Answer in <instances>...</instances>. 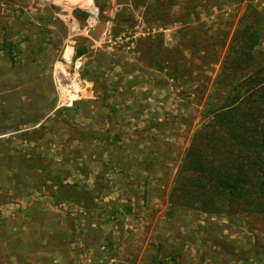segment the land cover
Here are the masks:
<instances>
[{
    "label": "rangeland",
    "instance_id": "obj_1",
    "mask_svg": "<svg viewBox=\"0 0 264 264\" xmlns=\"http://www.w3.org/2000/svg\"><path fill=\"white\" fill-rule=\"evenodd\" d=\"M158 1L106 0L96 40L100 0H0V264H264V216L168 201L249 0Z\"/></svg>",
    "mask_w": 264,
    "mask_h": 264
},
{
    "label": "trees",
    "instance_id": "obj_2",
    "mask_svg": "<svg viewBox=\"0 0 264 264\" xmlns=\"http://www.w3.org/2000/svg\"><path fill=\"white\" fill-rule=\"evenodd\" d=\"M263 30V12L249 0L169 190L172 210L264 216V52L258 47ZM161 50L168 49L161 44Z\"/></svg>",
    "mask_w": 264,
    "mask_h": 264
},
{
    "label": "crops",
    "instance_id": "obj_3",
    "mask_svg": "<svg viewBox=\"0 0 264 264\" xmlns=\"http://www.w3.org/2000/svg\"><path fill=\"white\" fill-rule=\"evenodd\" d=\"M168 30H170L171 31V29H160L159 31L160 32H162V33H165L166 31H168ZM173 32V31H172ZM162 36L166 39V37H168V35L167 34H162ZM170 38H171V35H170ZM67 48H70V52L72 51V49H73V52H72V58H73V60H77L78 59V64H82L83 63V61L85 62L86 60H87V56L89 55V53H90V47L87 45V43L86 42H82L80 45H78V46H76V47H67ZM79 48H81L80 50H79ZM65 51H67V50H65ZM74 54H75V58H74ZM67 60L69 59V57L68 58H66ZM77 78H78V81L80 82V84L81 85H84V82H83V80H82V77L81 76H77ZM87 81H85V83H86ZM89 83V82H88ZM85 86H86V84H85ZM76 91H77V89L75 88V90H74V92L73 93H76Z\"/></svg>",
    "mask_w": 264,
    "mask_h": 264
},
{
    "label": "built area",
    "instance_id": "obj_4",
    "mask_svg": "<svg viewBox=\"0 0 264 264\" xmlns=\"http://www.w3.org/2000/svg\"><path fill=\"white\" fill-rule=\"evenodd\" d=\"M106 249H107L106 246H100L98 248V251L102 256L105 257L107 253ZM48 264H63V263L61 262L60 259L54 258ZM74 264H110V262H106V259L105 261H102V260L97 261L94 254L90 250L86 249L79 256L78 260Z\"/></svg>",
    "mask_w": 264,
    "mask_h": 264
},
{
    "label": "water",
    "instance_id": "obj_5",
    "mask_svg": "<svg viewBox=\"0 0 264 264\" xmlns=\"http://www.w3.org/2000/svg\"><path fill=\"white\" fill-rule=\"evenodd\" d=\"M106 7V0H100V4L97 7V14L96 18L97 20L100 21L98 27H96L94 30L90 32V35L92 36L93 39L98 40L99 35L104 31V22H105V17H104V9Z\"/></svg>",
    "mask_w": 264,
    "mask_h": 264
}]
</instances>
